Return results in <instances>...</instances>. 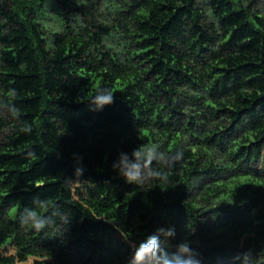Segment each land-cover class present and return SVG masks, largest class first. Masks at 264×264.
Listing matches in <instances>:
<instances>
[{
  "label": "trees",
  "instance_id": "16d2710c",
  "mask_svg": "<svg viewBox=\"0 0 264 264\" xmlns=\"http://www.w3.org/2000/svg\"><path fill=\"white\" fill-rule=\"evenodd\" d=\"M141 145L182 156L140 187L112 165ZM161 227L264 264V0H0V264H126Z\"/></svg>",
  "mask_w": 264,
  "mask_h": 264
},
{
  "label": "clouds",
  "instance_id": "9594fccd",
  "mask_svg": "<svg viewBox=\"0 0 264 264\" xmlns=\"http://www.w3.org/2000/svg\"><path fill=\"white\" fill-rule=\"evenodd\" d=\"M85 100L91 102L94 110H102L114 103L115 94L110 89H103L95 96ZM181 156L180 152L174 156H167L159 150L158 146L145 148L141 145L130 154L121 152L112 167L128 183L145 187L153 180L164 179L166 177L165 167L172 159L179 160ZM83 171V167H80L77 169V174L80 175ZM34 203L45 206L47 201L37 197ZM22 219L25 223L31 221L32 226L40 230L49 223L48 218L37 216L34 208H26ZM175 235L174 227L159 228L135 246L126 264H202L200 254L192 248L189 241L179 243L173 252L167 251V242ZM161 236L165 238L163 241ZM235 260L237 264H255L257 258H253L251 252H247L238 254Z\"/></svg>",
  "mask_w": 264,
  "mask_h": 264
},
{
  "label": "rangeland",
  "instance_id": "374dc122",
  "mask_svg": "<svg viewBox=\"0 0 264 264\" xmlns=\"http://www.w3.org/2000/svg\"><path fill=\"white\" fill-rule=\"evenodd\" d=\"M55 9L52 8V4H50V7H49V11H48V17H49V20H50V23H51V26L54 28V29H59L60 27V24H59V21H58V17H57V13L54 11ZM79 21V20H77ZM74 22V18H72L70 20V23H73ZM51 27V28H52Z\"/></svg>",
  "mask_w": 264,
  "mask_h": 264
}]
</instances>
